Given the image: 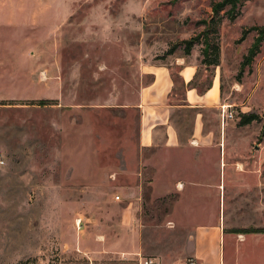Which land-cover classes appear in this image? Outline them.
<instances>
[{"label":"rangeland","instance_id":"rangeland-1","mask_svg":"<svg viewBox=\"0 0 264 264\" xmlns=\"http://www.w3.org/2000/svg\"><path fill=\"white\" fill-rule=\"evenodd\" d=\"M221 1L0 0V264L181 257L178 196L137 173L136 102L148 64L183 59L190 85L257 115L264 149V0Z\"/></svg>","mask_w":264,"mask_h":264},{"label":"crops","instance_id":"crops-1","mask_svg":"<svg viewBox=\"0 0 264 264\" xmlns=\"http://www.w3.org/2000/svg\"><path fill=\"white\" fill-rule=\"evenodd\" d=\"M145 72L151 79L136 102L137 173H152L153 199L178 196L168 218L182 223L187 240L175 261L144 264H264V149H251L255 120L224 117L234 110L219 85H190L195 67L183 59L148 64Z\"/></svg>","mask_w":264,"mask_h":264},{"label":"trees","instance_id":"trees-1","mask_svg":"<svg viewBox=\"0 0 264 264\" xmlns=\"http://www.w3.org/2000/svg\"><path fill=\"white\" fill-rule=\"evenodd\" d=\"M239 2H240V0H223V1L219 2V3H217L215 9H217L218 7L221 8V7L224 6L225 4L229 3V4L231 5L230 9H231L232 11H234V10L236 9L237 4H238ZM263 34H264V26L260 29V36H263ZM260 40H261V37H260V38L258 37L257 42H259ZM193 41H194L193 39L188 40V41H185V44H186V47H187V51L189 50V47H190V45L193 43ZM257 42H256V44H257ZM256 44H255L252 48H250V50H249V56H248L249 58H250V56L254 53V50H255ZM207 48H208V44H206V47H205V49H204V52H205V53L207 52ZM215 50L217 51V48H216ZM187 51H186V52H187ZM206 62H207V61H206ZM207 64H215V65H217V64H218V57H216V58L213 59V60L208 61ZM256 119H257V115L254 114V113H248V114L245 113V114H241V115H240V118H239V124H240V125L248 124V123H250L251 121L256 120Z\"/></svg>","mask_w":264,"mask_h":264},{"label":"built area","instance_id":"built-area-1","mask_svg":"<svg viewBox=\"0 0 264 264\" xmlns=\"http://www.w3.org/2000/svg\"><path fill=\"white\" fill-rule=\"evenodd\" d=\"M223 114H224V117H226V118H233L234 117L233 112L229 111L228 107L226 108L225 111H223ZM115 198L118 199L119 196H116ZM145 263H147V262H145Z\"/></svg>","mask_w":264,"mask_h":264}]
</instances>
